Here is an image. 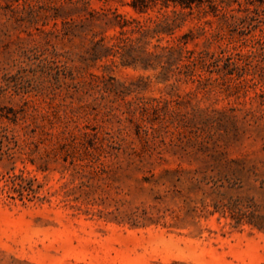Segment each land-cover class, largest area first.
I'll return each instance as SVG.
<instances>
[{"label":"rangeland","instance_id":"obj_1","mask_svg":"<svg viewBox=\"0 0 264 264\" xmlns=\"http://www.w3.org/2000/svg\"><path fill=\"white\" fill-rule=\"evenodd\" d=\"M215 1L174 31L214 53L192 81L90 60L119 27L73 29L81 3L0 0V264H264V230L222 207L264 216V0ZM128 2L88 6L161 17Z\"/></svg>","mask_w":264,"mask_h":264},{"label":"trees","instance_id":"obj_2","mask_svg":"<svg viewBox=\"0 0 264 264\" xmlns=\"http://www.w3.org/2000/svg\"><path fill=\"white\" fill-rule=\"evenodd\" d=\"M68 1L74 4L81 3V7L76 9L78 11L87 9L90 16L81 20L80 24H74L73 29L84 26L86 20L92 23L97 14L102 15L100 20L103 26L119 27L118 34L113 37L115 41L111 45L104 44L103 38L93 39L90 60L118 56L122 65L139 66L145 70L159 68L160 80L174 77L176 80L200 81L202 75L196 71L195 67L198 64H204L209 57H213L214 53L208 49L189 48L188 42L195 38L193 33L175 35L174 31L186 15H191L195 11L220 18L227 15L224 6L215 0H129V6L137 13H148L156 9L161 14V17L149 16L143 21L127 18L116 10L102 9L99 12L89 8V0ZM64 12L69 16L70 10ZM59 15L60 13L57 12L53 16L56 18ZM201 33H206L204 27H201ZM134 34L137 35L132 37L131 35ZM210 40L212 38H207L208 42H211ZM113 62L114 60H111V63ZM9 178L12 188L19 193L20 197L26 196L31 199L36 196L37 189L32 187L30 180L26 182L21 174H12ZM222 207L229 210L237 225L245 220L258 229L264 230V216L257 214L254 210H243L237 206V203L224 204Z\"/></svg>","mask_w":264,"mask_h":264}]
</instances>
